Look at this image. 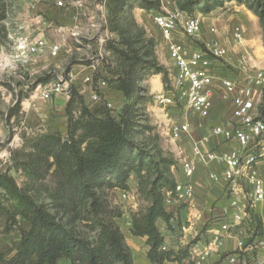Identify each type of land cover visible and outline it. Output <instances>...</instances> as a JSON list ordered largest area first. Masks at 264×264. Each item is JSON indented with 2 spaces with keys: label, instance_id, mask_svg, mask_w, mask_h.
Masks as SVG:
<instances>
[{
  "label": "rangeland",
  "instance_id": "rangeland-1",
  "mask_svg": "<svg viewBox=\"0 0 264 264\" xmlns=\"http://www.w3.org/2000/svg\"><path fill=\"white\" fill-rule=\"evenodd\" d=\"M59 1H62V6H58ZM84 1L0 0V173L11 176L20 188H25L27 178L24 171L16 167L30 161L38 140L53 134L65 141L69 131L80 122L78 100L72 105L71 121L66 114L70 87L76 89L90 111L103 107L115 118L129 119L134 142L151 153L154 148H159L163 157L174 163L169 166L173 177L172 172L177 169L173 145H181L170 140L167 133L169 125L187 120L195 140V129L204 126L199 123L202 119L186 112L180 105L164 107L156 103V96H170L172 66L167 59L166 43L152 21L155 14L184 12L196 17L201 33L188 40V44L200 48L205 45L227 46L233 29L239 26L243 40L234 44L233 52L238 55V60L249 58L252 65L264 70L263 27L259 18L248 9V6L257 8V0H243V3L236 0H124L128 5L122 7L119 15H112L116 0H88L91 9L84 14H88L89 20L83 24L81 32L85 39L79 40L77 52L68 50L63 57L53 60L47 52L31 55L20 51V44L26 40L28 43L42 40L47 45L55 42L61 22L81 14ZM186 5L192 8L191 13L182 9ZM131 51L139 53L141 58L149 54L147 60H154L163 70L156 74L153 70L144 73L141 67L136 69L139 74L135 103L127 101L115 89L128 66L120 54ZM133 56L130 53L129 57ZM76 75L83 76L81 85L75 83ZM85 78H90V81L85 83ZM58 88L60 90L56 91ZM93 96H99L100 101L95 102ZM259 114L264 119V102ZM44 184L53 187L50 178ZM127 185L128 190L113 188L103 192L110 209L121 213L114 223L123 237L129 236L126 222L122 220L123 214L130 216L131 220L133 214L147 207V202L138 192V179L134 174L130 175ZM124 193L126 198L122 197ZM44 199L52 210V201L47 199L46 193ZM51 212L55 214L53 210ZM58 219L68 222V217L61 213ZM86 224L76 221L73 227L81 236L92 239L94 233ZM9 225L7 219L0 216V264H11L15 255L13 243L21 238L17 226L9 229ZM18 226L28 228L21 219H18ZM260 233L263 234L262 228L258 224L253 225L250 234L261 237ZM247 240V244L252 241ZM124 242L128 247L125 237ZM164 246L169 250L166 244ZM185 252L183 264H192L188 259V249ZM253 255L255 253L250 254L247 264H252Z\"/></svg>",
  "mask_w": 264,
  "mask_h": 264
},
{
  "label": "trees",
  "instance_id": "trees-1",
  "mask_svg": "<svg viewBox=\"0 0 264 264\" xmlns=\"http://www.w3.org/2000/svg\"><path fill=\"white\" fill-rule=\"evenodd\" d=\"M236 1L243 3V0ZM257 1V8L248 6V9L259 18L264 32V0ZM127 5L124 0H116L112 15H119ZM182 9L192 12L189 5ZM130 53L134 54L132 58ZM130 53L120 54L128 66L115 89L127 101L135 103L139 74L136 69L141 67L144 73L153 70L156 74L163 70L154 60H147L149 54L141 58L139 53ZM76 100L80 105V122L69 131L68 138L63 141L53 134L41 137L34 146V154H30V161L16 167L25 173V188H20L11 176L0 173V216L10 223L9 229L17 226L21 236L13 243L15 255L10 263L133 264L123 234L114 223L121 213L110 209L103 192L113 188L128 190L127 181L134 174L138 179V192L147 207L132 215L130 234L146 238L150 264H183L185 251L161 250L164 238L156 225L159 220L169 224L172 219L164 198L176 188L169 172V166L174 163L164 158L157 147L151 153L138 146L133 140L129 119L115 118L103 107L87 109L73 87H70L66 104L70 121ZM47 178L53 187L44 184ZM45 193L52 201L55 214L45 203ZM60 213L68 217V222L58 219ZM249 215L250 225L258 224L261 228L252 212ZM18 219L27 223L28 228L21 229ZM76 221L87 223V228L94 233L92 239L76 232L73 227Z\"/></svg>",
  "mask_w": 264,
  "mask_h": 264
},
{
  "label": "built area",
  "instance_id": "built-area-1",
  "mask_svg": "<svg viewBox=\"0 0 264 264\" xmlns=\"http://www.w3.org/2000/svg\"><path fill=\"white\" fill-rule=\"evenodd\" d=\"M62 5V1H59L58 6ZM152 21L166 43L167 59L172 66L170 96L158 95L155 97L156 103L164 107L180 105L183 110L199 119L208 118L213 108V100L217 96L215 69L218 66H225L226 58L234 49V44L242 42V29L239 26L233 29L231 43L227 46L205 45L204 48H200L188 44V40L201 33V25L196 17L184 12H172L155 14ZM26 41L19 46L21 52L31 55L47 52L50 59L60 58V42L47 45L42 40L33 43ZM233 73L235 77L222 78L218 82L221 88L219 99L230 100L232 104L231 123L227 127L211 128V134L222 136L226 141L231 142L233 147L228 151L204 153L197 144H194L193 159H185L181 162L182 175L187 182L183 185L176 184L173 193L167 192L164 204L168 207L176 202L190 201L193 195L190 180L195 172L196 162H215L222 167L221 176L213 175L212 179L217 181L221 178L243 195L244 203H241L237 195L233 196L234 191H231L229 203L233 221L242 224L248 216V209L264 203V180L258 171V166L264 159V119L259 114V108L264 102V70L252 65L249 58L242 57ZM70 78L72 82V74ZM89 81L90 78L84 79L85 83ZM93 100L98 102L100 97L93 96ZM167 133L171 141L177 142L183 135L191 134V125L187 120L172 123ZM122 197L126 198L125 193ZM229 228L228 224H224L220 227V231L227 233ZM219 241L220 238L216 236L207 247H214ZM259 246L264 248V234ZM243 249V245L239 243L237 251L241 252ZM161 250L165 251L166 247L163 245ZM236 259L237 254H233L229 262L234 263Z\"/></svg>",
  "mask_w": 264,
  "mask_h": 264
},
{
  "label": "crops",
  "instance_id": "crops-1",
  "mask_svg": "<svg viewBox=\"0 0 264 264\" xmlns=\"http://www.w3.org/2000/svg\"><path fill=\"white\" fill-rule=\"evenodd\" d=\"M87 1H84L83 10L80 11L81 14L70 16V18L61 22L59 29L56 30L55 42L61 43L60 58L68 50L77 52L79 50V40L85 39L81 36V32L84 30L83 24L89 19H87L88 14L84 13L91 9L89 1ZM77 12L79 13V11ZM229 43H231L230 40ZM233 51H230L226 58L227 64L218 66L215 69L217 96L213 100V108L209 117L199 122L204 127L195 129L197 132L196 140L192 137V134L183 135L177 141L181 147L176 144L173 145L177 169L172 174L176 184L183 185L187 182L182 175L181 162L185 159H193L192 148L194 144H197L204 153L228 151L233 147V144L226 141L222 136L211 134L212 127H227L231 123L232 104L230 100L222 101L219 99L218 94L221 88L218 82L222 78L235 77L233 72L238 64L239 57ZM82 77L76 75L75 79L77 81L75 80V83L81 85ZM221 170L222 167L215 162H196L195 172L190 180L193 186L192 198L188 202H176L166 207V211L172 215L169 224L161 220L156 223L164 238V244L175 253L179 250L186 251L188 249V259L192 264H247L250 262L249 258L252 253H255L252 257V264H262L264 248L259 246V241L264 234V203L248 209V216L242 224L233 221L232 208L229 206L230 197L232 196L231 191H234L233 196L237 195L241 203H244L243 195L234 187L226 184L221 178L217 181L212 179L213 175L220 177ZM258 171L260 177L264 180V159L260 162ZM249 212H252L261 223L263 230L261 237H253L252 233L250 234L253 227L250 225ZM122 220L127 225L126 230L129 236L124 237L131 249L133 264H150L146 255L148 251L146 238L133 237L130 234V216L123 214ZM224 224H228L230 227L227 233L220 231V227ZM216 236L220 238L219 243L214 247H207V244L211 243ZM247 239H252L250 244H247ZM239 243L244 247L241 252L237 251ZM253 249H256V251L254 252ZM233 254H237V259L234 263H231L229 258ZM165 264L177 263L166 262Z\"/></svg>",
  "mask_w": 264,
  "mask_h": 264
}]
</instances>
